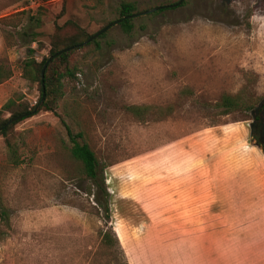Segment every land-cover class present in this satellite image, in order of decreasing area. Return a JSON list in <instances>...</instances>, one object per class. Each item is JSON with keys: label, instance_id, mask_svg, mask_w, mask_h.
<instances>
[{"label": "rangeland", "instance_id": "obj_1", "mask_svg": "<svg viewBox=\"0 0 264 264\" xmlns=\"http://www.w3.org/2000/svg\"><path fill=\"white\" fill-rule=\"evenodd\" d=\"M126 1L139 12L178 0H0L12 71L0 108L37 104L29 47L41 61L57 25L94 34ZM132 19L64 80L54 111L16 124V155L0 136V264H264V130L253 135L252 112L206 105L243 88L264 96V0H186ZM130 105L157 108L142 121ZM62 119L97 155L110 216ZM107 229L119 245H103Z\"/></svg>", "mask_w": 264, "mask_h": 264}, {"label": "trees", "instance_id": "obj_2", "mask_svg": "<svg viewBox=\"0 0 264 264\" xmlns=\"http://www.w3.org/2000/svg\"><path fill=\"white\" fill-rule=\"evenodd\" d=\"M185 2L186 0L182 4H185ZM64 10L65 7H63L62 12H64ZM162 10L164 9H160V11ZM136 12L137 5L135 2L126 1L121 4L118 19H121L119 24L125 32L130 33L134 29L135 25L133 19L129 16ZM37 24H40L39 18L37 19ZM36 35H38V33H36L35 36ZM92 35V33H90L85 27L81 26L77 21L69 19L64 24L56 26L55 32L51 36L49 53L44 56L41 61H38L35 57L36 49L33 47L28 48V57L24 62L23 75L27 80L38 83L39 85L40 96L37 104L34 107H30L26 102L12 98L6 101L0 108V136L4 137L7 149L14 153V155L17 153V148L15 146L17 133L15 126L21 120L36 113L33 112V110L42 99L43 84L46 88V98L41 109L45 111H54L59 98L62 96L64 80L67 78H76L77 74L82 70L84 59L103 49L104 45L102 44V39L106 36V32L97 39H94L81 47L70 49L55 57L48 63L43 76L42 69L45 63L48 61L49 57L55 53L64 48L80 45L87 41ZM35 36L32 39L33 41L37 40ZM11 75L12 71L10 67L4 62H0V83L10 78ZM206 105L216 108L219 110L220 114H230L235 111L252 112L254 114V117L252 118L254 121L252 126L253 135L259 136V133L264 130V96L249 94L246 88H243L236 94L225 93L215 103ZM155 108L157 107L150 105H130L127 107L130 112L142 121H146L147 116ZM163 110V114L168 115L173 111V107L170 106ZM7 114L10 115L6 116ZM18 115L25 116L20 120L8 124L10 119ZM62 123L66 127L68 137L72 143V146L70 147L71 155L81 162L86 176L101 188L102 198L97 197V202L105 209L106 214L110 216L107 200L108 192L105 186L104 173H99V161L95 151L91 148L88 142L85 140L82 141V139H84L83 131L74 132L65 120L62 119ZM257 145L260 147L263 146L261 142H257ZM86 192L88 194H93L91 188ZM1 211L0 203V214ZM102 243L105 247L109 248L119 245L118 237L113 229H107L104 232Z\"/></svg>", "mask_w": 264, "mask_h": 264}, {"label": "water", "instance_id": "obj_3", "mask_svg": "<svg viewBox=\"0 0 264 264\" xmlns=\"http://www.w3.org/2000/svg\"><path fill=\"white\" fill-rule=\"evenodd\" d=\"M185 0H178L174 3H171V4H166V5H159V6H156V7H152V8H149V9H146V10H143V11H139V12H136L132 15H130L129 17L130 18H134L136 16H139V15H146V14H149V13H152V12H155V11H158L160 9H165V8H174V7H178L180 5H182V3L184 2ZM121 22V19H118V20H115V21H112L111 23H109L106 27H104L103 29L97 31L96 33H94L87 41H85L84 43L80 44V45H77V46H72V47H68V48H64L62 49L61 51L55 53L54 55L50 56L48 61L45 63L43 69H42V75L44 76V72L46 70V67L48 65V63L53 60L55 57H57L58 55L70 50V49H73V48H76V47H81L85 44H87L88 42L94 40V39H97L99 36H101L104 32H106L110 27H112L113 25H116V24H119ZM45 98H46V88L43 84V95H42V99L40 101V103L36 106V108L33 110V112H37L38 110L41 109L44 101H45ZM25 115H18V116H15L13 117L12 119H10L8 121V124L12 123V122H15L17 120H20L24 117Z\"/></svg>", "mask_w": 264, "mask_h": 264}]
</instances>
